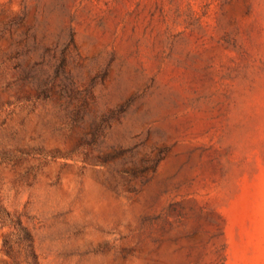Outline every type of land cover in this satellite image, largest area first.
<instances>
[{"label":"rangeland","instance_id":"1","mask_svg":"<svg viewBox=\"0 0 264 264\" xmlns=\"http://www.w3.org/2000/svg\"><path fill=\"white\" fill-rule=\"evenodd\" d=\"M0 264H264V0H0Z\"/></svg>","mask_w":264,"mask_h":264}]
</instances>
